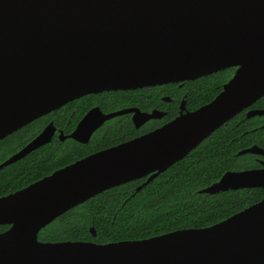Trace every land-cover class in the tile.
Returning <instances> with one entry per match:
<instances>
[{"label": "water", "instance_id": "obj_1", "mask_svg": "<svg viewBox=\"0 0 264 264\" xmlns=\"http://www.w3.org/2000/svg\"><path fill=\"white\" fill-rule=\"evenodd\" d=\"M238 65L196 111L1 196L0 224L10 227L0 232V264H264V198L214 224L145 238L39 239L96 193L158 169L153 179L264 95V0H0V138L83 94ZM249 186H264V168L227 171L200 192Z\"/></svg>", "mask_w": 264, "mask_h": 264}, {"label": "flooded vegetation", "instance_id": "obj_2", "mask_svg": "<svg viewBox=\"0 0 264 264\" xmlns=\"http://www.w3.org/2000/svg\"><path fill=\"white\" fill-rule=\"evenodd\" d=\"M238 68L239 65L229 66L196 79L138 88L105 89L69 99L59 107L0 138V166L5 161L18 155L14 161L0 167V174L4 173L7 179L11 177L13 179L16 175V183L20 182L18 184L20 187L13 188L7 193L0 195V197L24 189L88 156L131 142L158 130L183 114L196 111L211 102L224 89L225 84L234 77ZM208 77L217 82L211 94L214 95H210L208 99L201 98L194 88L197 90V81L205 80ZM216 90L218 91L215 93ZM256 109L264 110V95L213 130L189 150L186 155L174 161L166 169L155 175L153 179L149 180L150 176L155 174L158 169L96 193L58 215L48 225L43 227L39 232V239L48 241L40 238V233L45 228L53 223L60 222L68 212L85 208V205L91 201L102 202L104 206L114 208L133 207L135 203L132 198L136 192L148 186L156 177L190 154L213 134V150L216 153V157L228 161V164H225L227 168L223 171L220 178L227 171L264 168V113L248 115L252 110ZM123 110L128 111L119 113ZM244 118L253 120V126L245 128L243 132ZM229 124H233L235 129L237 125L242 124L241 131L232 130ZM231 131L235 132L234 137H232ZM42 133H44L43 137L39 138ZM249 135H251L250 140L248 139ZM218 137L221 141L217 140ZM215 142L221 143L223 147ZM253 146L263 151L243 153V150ZM29 147L33 148L29 150ZM243 160L246 161L244 164ZM123 186H126L125 195L122 197V202H119L120 199H115L112 193L117 192L115 189ZM255 188H264V186L243 187V189ZM118 193H122V191L118 190ZM260 200H256L253 203ZM99 215L101 216L102 214L94 212L90 219L87 218V222L91 223L89 230L92 236H96L98 233L95 227L96 234H93L91 231L92 226H95L100 221L107 223L112 221L108 217L97 219ZM0 225L6 226L0 232L10 227V224ZM85 241L105 243L92 239Z\"/></svg>", "mask_w": 264, "mask_h": 264}, {"label": "trees", "instance_id": "obj_3", "mask_svg": "<svg viewBox=\"0 0 264 264\" xmlns=\"http://www.w3.org/2000/svg\"><path fill=\"white\" fill-rule=\"evenodd\" d=\"M217 84L210 77L197 81V90L201 98H207ZM218 90L215 91V93ZM214 95V94H213ZM211 95V96H213ZM253 120L243 119V132L251 128ZM231 129L240 132L242 124ZM231 131L232 137L235 132ZM214 134L195 148L182 160L156 177L148 186L133 195V207L114 208L104 206L102 202H89L85 208L72 210L64 218L53 223L40 233L44 240H87L99 242L124 239H139L186 227H203L221 221L242 210L247 205L264 197V188L231 189L219 193H201L199 190L218 180L227 168L228 161L218 159L213 150ZM245 136V135H243ZM251 135L248 136L250 140ZM218 141H221L219 137ZM223 147L221 143L215 142ZM235 145V143H233ZM232 161V160H231ZM230 161V162H231ZM246 161L243 160V164ZM17 176L7 179L0 174V195L13 188L20 187L16 183ZM126 186L117 188L112 193L115 199L125 195ZM118 190L122 193H118ZM94 212L102 214L97 219L108 217L111 222L100 221L95 224L98 231L92 236L87 222ZM104 214V215H103ZM6 228L0 225V231Z\"/></svg>", "mask_w": 264, "mask_h": 264}]
</instances>
